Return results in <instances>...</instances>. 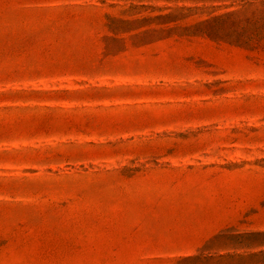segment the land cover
Here are the masks:
<instances>
[{
  "label": "rangeland",
  "instance_id": "374dc122",
  "mask_svg": "<svg viewBox=\"0 0 264 264\" xmlns=\"http://www.w3.org/2000/svg\"><path fill=\"white\" fill-rule=\"evenodd\" d=\"M0 264H264V0H0Z\"/></svg>",
  "mask_w": 264,
  "mask_h": 264
}]
</instances>
